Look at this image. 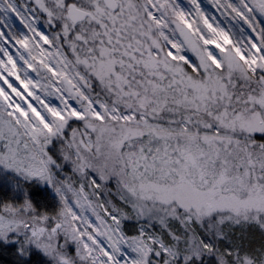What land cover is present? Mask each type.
<instances>
[{"label":"snow or ice","instance_id":"6c2138e0","mask_svg":"<svg viewBox=\"0 0 264 264\" xmlns=\"http://www.w3.org/2000/svg\"><path fill=\"white\" fill-rule=\"evenodd\" d=\"M0 169L17 264H264V0H0Z\"/></svg>","mask_w":264,"mask_h":264},{"label":"trees","instance_id":"16d2710c","mask_svg":"<svg viewBox=\"0 0 264 264\" xmlns=\"http://www.w3.org/2000/svg\"><path fill=\"white\" fill-rule=\"evenodd\" d=\"M15 174V173H14ZM16 175V174H15ZM20 178V192L24 194V190L27 189L29 197L38 205H46L43 210H53L57 205L53 196L47 192L44 188V184L37 181H24ZM8 195L0 188V198L6 199ZM12 198L15 195L12 194ZM7 200V199H6ZM11 202V201H10ZM16 245L11 244H0V264H17V253L15 252ZM25 264H51L47 258L41 253L31 250L30 256L25 258Z\"/></svg>","mask_w":264,"mask_h":264},{"label":"rangeland","instance_id":"374dc122","mask_svg":"<svg viewBox=\"0 0 264 264\" xmlns=\"http://www.w3.org/2000/svg\"><path fill=\"white\" fill-rule=\"evenodd\" d=\"M19 183H20V178L18 175H15L11 171L0 169V188L3 191H5V193L8 195V197L6 198L7 200H9L11 202H17V203L23 202L24 194L22 192H20L21 190L19 188V185H20ZM14 185H15V187H14ZM44 188L47 192H49L53 196L54 200L58 204L56 194L52 191V189L49 188L46 184H44ZM12 194L15 195V198H12ZM0 199H2V198H0ZM0 244H2V243H0ZM32 250H35L44 256V254L42 252H40L38 249L33 248ZM44 257L47 258L46 256H44Z\"/></svg>","mask_w":264,"mask_h":264}]
</instances>
